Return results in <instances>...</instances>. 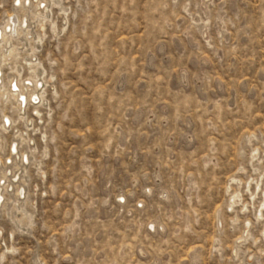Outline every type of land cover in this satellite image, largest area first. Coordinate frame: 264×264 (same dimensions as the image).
I'll return each mask as SVG.
<instances>
[{
	"label": "rangeland",
	"instance_id": "1",
	"mask_svg": "<svg viewBox=\"0 0 264 264\" xmlns=\"http://www.w3.org/2000/svg\"><path fill=\"white\" fill-rule=\"evenodd\" d=\"M0 31V264H264V0H0Z\"/></svg>",
	"mask_w": 264,
	"mask_h": 264
},
{
	"label": "bare ground",
	"instance_id": "2",
	"mask_svg": "<svg viewBox=\"0 0 264 264\" xmlns=\"http://www.w3.org/2000/svg\"><path fill=\"white\" fill-rule=\"evenodd\" d=\"M13 20H14V19H13ZM17 21H18V20H17ZM9 23H10V22H9ZM7 25H8V24H7ZM7 25H6V26H7ZM11 25H12V24H11ZM12 26H13V25H12ZM10 28H12V27H10ZM17 29H18V28H17ZM17 29H16V30H17ZM1 31H2V29H1ZM1 31H0V38L3 37V33H2ZM4 31H6V29H5ZM10 32H11V31H10ZM17 33H18V32H17ZM9 34H10V33H9ZM4 36H5V35H4ZM5 38H6V37H5ZM1 40H4V39H1ZM1 42H2V41H1ZM0 64H1V63H0ZM0 69H1V68H0ZM0 73H1V71H0ZM17 75H18V73H17ZM1 85H3V84H1ZM15 88H19V87H18V86H15ZM3 89H4V87L2 88V90H3ZM2 90H1V91H2ZM6 90H7V89H6ZM19 92H20V91H19ZM5 93H6V92H5ZM5 93L3 94L4 97L6 96V97L8 98V96H7L8 94H5ZM17 95H18V97L22 96V98H23V102H26L25 97H24V93H21V92H20V93L17 94ZM11 96H14V93H13V95H11ZM36 98H38V97H36ZM18 99H19V98H18ZM18 99H17V100H18ZM26 99H27V98H26ZM6 100H7V99H6ZM1 101H2V100H1ZM1 101H0V102H1ZM16 104H17V103H16ZM21 105H22V104H21ZM25 105H26V104H25ZM17 107H18V106H17ZM20 108H21V107H20ZM21 110H22V109H21ZM2 114H3V113H2ZM2 116H3V115H2ZM9 122H11V121H9ZM5 123H7V121H5ZM7 124H9V123H7ZM2 125H3V124H2ZM14 151H15V150H14ZM0 160H1V159H0ZM1 162H2V161H1ZM0 201H1V199H0Z\"/></svg>",
	"mask_w": 264,
	"mask_h": 264
}]
</instances>
